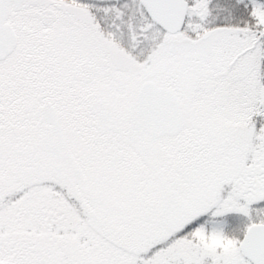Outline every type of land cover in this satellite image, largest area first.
<instances>
[{
	"label": "snow or ice",
	"instance_id": "6c2138e0",
	"mask_svg": "<svg viewBox=\"0 0 264 264\" xmlns=\"http://www.w3.org/2000/svg\"><path fill=\"white\" fill-rule=\"evenodd\" d=\"M0 264H264V0H0Z\"/></svg>",
	"mask_w": 264,
	"mask_h": 264
}]
</instances>
